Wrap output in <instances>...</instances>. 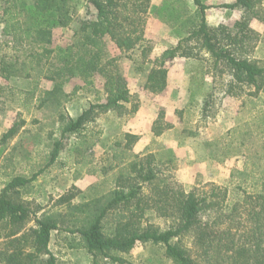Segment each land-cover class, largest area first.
Wrapping results in <instances>:
<instances>
[{
  "label": "rangeland",
  "instance_id": "1",
  "mask_svg": "<svg viewBox=\"0 0 264 264\" xmlns=\"http://www.w3.org/2000/svg\"><path fill=\"white\" fill-rule=\"evenodd\" d=\"M201 1L215 5L205 10L206 22L210 27L222 25L235 33L239 22L243 21L258 33L257 36L251 34V39L246 42L247 51L242 56L264 66V36L256 30L258 26L264 30V23L256 18H264V0L254 8V12L240 7L219 6L234 0ZM18 2L30 5L32 0ZM69 7L73 12L71 23L67 27L52 29L51 47L55 50L66 46L72 40L73 31L79 22L92 18L94 13L85 0H69ZM180 7L186 11L182 15L185 18L196 5L193 0H150L149 8L142 16L143 39L129 51L121 52L108 37L105 38L106 53L114 59L130 92L125 113L118 114L112 109L95 107L91 120L81 128L63 132L69 118L76 119L90 105L106 101L102 73H96L87 85L77 78L50 81L35 69L31 70L30 77L17 72L7 79L0 76V191L12 177H30L40 171L30 183L8 191L7 196L30 210L26 227L34 225L35 216L43 213L54 215L57 228L51 231L48 247L56 264H118L101 254H90L82 246L78 234L72 233L70 229L86 224L91 216L82 212L72 213L69 204L92 201L94 205L95 198L99 199L96 204H105L106 195L114 188L118 176L134 177L130 171L133 160L153 155L157 177L165 178L173 189L189 191L194 186L207 188L210 184L224 187L228 203L241 200L244 193H256L262 186L264 90L254 94L253 86L234 84L225 63L216 61L193 39L187 42L194 47L193 51L197 53L195 57L175 56L166 62V67L170 68V89L156 94L144 87L153 60L186 36L184 30H175L168 13L171 8ZM27 25L29 22L25 23ZM2 27L0 10V60L11 54L9 44L5 42L9 38L2 33ZM47 66L54 68L56 61L51 58ZM182 71L190 73L192 87L203 82L200 90L202 87L205 90L199 97L172 98V87H177ZM230 83H233L231 87ZM54 84L62 88L59 106L51 103L38 106V96L42 90L50 89ZM76 85L83 88L73 91ZM63 93L67 95L66 99ZM142 102L160 105L156 108V118L162 112L163 120L155 119L152 125L157 121L161 127L165 126L166 121L160 103L169 102L174 107L179 105L180 108L176 107L174 111V118L179 120L173 126L177 128L167 136V139L181 138L177 145L167 147L157 140H150L145 147L136 146V141L131 146L125 144L124 134L131 133V120ZM12 125L16 126L15 133L2 141V134ZM56 142H59L56 159L48 164ZM132 181L141 185L138 194L149 200L157 197L159 190L152 183L138 179ZM64 195L74 196L62 202L60 197ZM133 201L132 198L129 204H133ZM122 209L121 205L110 209L106 222L111 224L113 215L122 212ZM123 212L130 214V211ZM172 221L170 217L160 216L154 207L145 206L139 224L165 229ZM180 244L192 249L194 237L191 234L184 235ZM4 246L3 241H0V249ZM117 254L135 264H173L165 255L163 245L149 241L136 242L127 253Z\"/></svg>",
  "mask_w": 264,
  "mask_h": 264
},
{
  "label": "trees",
  "instance_id": "2",
  "mask_svg": "<svg viewBox=\"0 0 264 264\" xmlns=\"http://www.w3.org/2000/svg\"><path fill=\"white\" fill-rule=\"evenodd\" d=\"M85 1L94 9L92 18L82 19L73 31L72 40L55 50L51 47L52 29L67 27L73 20L69 0H32L30 5L18 0H0L2 33L9 38L5 42L11 49V54L0 60L2 78L7 79L16 72L30 77L31 70L35 69L50 81L77 78L87 85L96 73L104 75L106 101L90 105L76 119L69 118L63 132L81 128L91 120L95 107L112 109L118 114L126 112L125 104L129 101L130 92L114 59L106 53L105 38L108 37L121 52L133 49L143 39L142 16L150 5V0ZM193 2L196 7L185 18L182 15L186 11L182 7L168 11L175 30H184L186 36L153 60L144 87L153 93H162L167 85L166 62L175 56L195 57L194 47L187 42L193 39L216 61L225 63L234 84L253 86L254 94L264 90V66L242 56L247 51L246 42L251 39V34L257 36L258 33L243 21L239 22L235 33L222 25L210 27L205 10L215 5H207L201 0ZM260 3L261 0H234L219 6L240 7L254 12ZM256 18L264 23L262 16ZM26 22L29 25L25 26ZM51 58L56 61L54 68L47 66ZM78 88L83 86L76 85L73 91ZM61 92L59 84L42 90L38 106L51 103L58 107ZM63 94L66 99V93ZM156 120H163L162 112ZM164 125L161 127L155 121L151 129L154 135L160 134L168 124L165 122ZM15 131L16 126L12 125L2 134V141ZM124 138L125 144L131 146L138 136L127 132ZM58 150L59 142H56L48 164L56 159ZM155 170L151 154L144 159L133 160L130 171L134 177L118 176L114 188L106 195L105 204H96L98 198L93 199L94 205L92 201L69 204L72 213L82 212L91 216L86 224L70 229L78 234L82 246L90 254H101L118 264H135L117 253H127L136 242L149 241L163 245L165 255L173 264H264V181L256 193H244L241 200L228 203L224 187L210 184L207 188L194 186L189 191L173 189L165 178L157 177ZM38 172L30 177L16 175L0 191V241L5 245L0 249V264H56L48 247L51 231L57 228L54 215L43 213L35 216L34 225L26 227L30 210L7 196L8 191L30 183ZM136 179L152 183L159 190L157 197L150 199L152 203L138 194L141 185L132 181ZM72 196H61L60 201H69ZM132 198L133 204H129ZM118 205L130 214L123 211L115 213L114 221L108 224L106 217L110 209ZM83 206L85 208H81ZM145 206L154 207L160 216L170 217L173 220L171 225L165 229L141 226L139 220ZM187 234L194 237L192 249L180 244L181 237Z\"/></svg>",
  "mask_w": 264,
  "mask_h": 264
},
{
  "label": "crops",
  "instance_id": "3",
  "mask_svg": "<svg viewBox=\"0 0 264 264\" xmlns=\"http://www.w3.org/2000/svg\"><path fill=\"white\" fill-rule=\"evenodd\" d=\"M254 25V24H253ZM256 30L258 32L261 33V36L263 37V27H256ZM168 69V68H167ZM169 74H170V68L167 70V85L166 88L170 89L171 88V82H170V78H169ZM147 75V74H146ZM190 73H188V71H182V75L181 77H178V81L176 83L177 87H172L173 91L172 92V98L173 99H178L179 97L183 98V99H189L192 95L193 98H197L199 97L202 92L205 90L203 87L200 90L201 84L203 85V82L200 81V85L198 84L195 88L191 86L190 83ZM205 81H207V78H204ZM206 85V83L204 84ZM165 88V89H166ZM168 92H166L165 94H167ZM164 94V95H165ZM162 95V96H164ZM162 108H164V120L166 121V123L168 124L160 134L154 135V133L152 132V124L153 121L156 119L157 117V110L160 105H157L154 102H150V103H146L144 104L142 102L140 108L137 109V111L134 114V118H132V129L130 130L131 133H134L138 136L137 140H136V146H140V147H145L147 146L146 144H148V142L150 140H157L162 142L163 145H166L167 147H174L175 145H177V142H179V139H167V136L173 132L175 130V126H173L174 124L178 123L176 121H178L179 119L174 118V111L175 108L179 107L176 106L174 107V104L172 103H160ZM173 106V107H172ZM180 108V107H179ZM172 124L171 125L169 124ZM176 131H178L176 129ZM202 134V132H201ZM201 143V142H200Z\"/></svg>",
  "mask_w": 264,
  "mask_h": 264
}]
</instances>
